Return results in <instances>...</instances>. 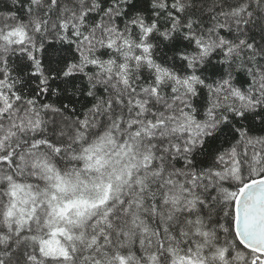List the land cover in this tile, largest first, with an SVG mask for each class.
Instances as JSON below:
<instances>
[{
  "label": "snow or ice",
  "instance_id": "obj_1",
  "mask_svg": "<svg viewBox=\"0 0 264 264\" xmlns=\"http://www.w3.org/2000/svg\"><path fill=\"white\" fill-rule=\"evenodd\" d=\"M0 264H264V0H0Z\"/></svg>",
  "mask_w": 264,
  "mask_h": 264
}]
</instances>
